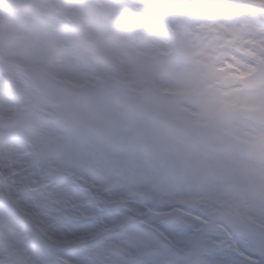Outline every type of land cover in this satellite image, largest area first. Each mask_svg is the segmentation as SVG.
Returning <instances> with one entry per match:
<instances>
[{
    "label": "snow or ice",
    "instance_id": "1",
    "mask_svg": "<svg viewBox=\"0 0 264 264\" xmlns=\"http://www.w3.org/2000/svg\"><path fill=\"white\" fill-rule=\"evenodd\" d=\"M0 264H264V0H24Z\"/></svg>",
    "mask_w": 264,
    "mask_h": 264
},
{
    "label": "bare ground",
    "instance_id": "2",
    "mask_svg": "<svg viewBox=\"0 0 264 264\" xmlns=\"http://www.w3.org/2000/svg\"><path fill=\"white\" fill-rule=\"evenodd\" d=\"M0 6V29L15 26L18 23L19 10L24 0H1Z\"/></svg>",
    "mask_w": 264,
    "mask_h": 264
},
{
    "label": "rangeland",
    "instance_id": "3",
    "mask_svg": "<svg viewBox=\"0 0 264 264\" xmlns=\"http://www.w3.org/2000/svg\"><path fill=\"white\" fill-rule=\"evenodd\" d=\"M1 2H2V1L0 0V5H1Z\"/></svg>",
    "mask_w": 264,
    "mask_h": 264
}]
</instances>
